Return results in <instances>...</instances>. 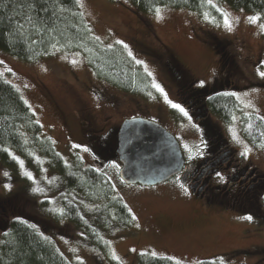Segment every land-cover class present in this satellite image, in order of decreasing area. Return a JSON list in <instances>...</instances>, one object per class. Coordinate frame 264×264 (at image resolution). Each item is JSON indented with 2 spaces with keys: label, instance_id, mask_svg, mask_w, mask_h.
I'll use <instances>...</instances> for the list:
<instances>
[{
  "label": "rangeland",
  "instance_id": "1",
  "mask_svg": "<svg viewBox=\"0 0 264 264\" xmlns=\"http://www.w3.org/2000/svg\"><path fill=\"white\" fill-rule=\"evenodd\" d=\"M213 3L230 14L231 31L221 12L213 7V12L200 13L159 5L158 18L155 10L137 13L127 0H81L80 10L95 36L105 44L122 42L134 60L151 73L152 89L145 94L129 93L96 78L76 51H54L25 61L0 49V73L19 90L56 152L65 162L78 155L83 164L105 173L113 191L136 217L129 226L101 233L109 242L111 256L120 264H136L141 251L166 255L182 264H196L205 257L218 258L224 264H264V220L210 206L172 176L153 185L122 182L120 163L110 142L112 129L123 118L140 115L159 121L172 132L183 157L195 150L196 127L172 107L173 103L182 104L164 74V65L154 57L158 54L165 59L174 54L189 69L194 85L201 87L203 81L205 90L213 89L216 80L225 82V75L235 88L248 85L240 88L239 96L264 115V77L259 74L264 71L259 27L264 20L252 24L247 17L257 14L220 0ZM219 60L223 78L215 75ZM79 123L93 137L84 136ZM222 129L227 133L232 127ZM260 165L264 169V160ZM47 168L43 166L37 173L29 167L22 179L0 164V199L6 195L10 199L0 203V232L7 228L10 218L22 215L46 233L72 264H109L108 253L104 255L85 243L82 233L68 222L55 225L38 212L40 201L55 198L52 185L59 180L58 174ZM248 216L252 219H246Z\"/></svg>",
  "mask_w": 264,
  "mask_h": 264
},
{
  "label": "trees",
  "instance_id": "2",
  "mask_svg": "<svg viewBox=\"0 0 264 264\" xmlns=\"http://www.w3.org/2000/svg\"><path fill=\"white\" fill-rule=\"evenodd\" d=\"M137 13H150L159 5L183 7L197 12L212 6L206 0H127ZM232 8L259 14L264 20V0H220ZM25 0H0V49L21 60L32 61L54 51L78 52L93 75L129 93L145 94L152 89L150 75L129 55L128 47L115 41L103 43L86 22L76 0H38L47 11L34 9L36 27L25 24L17 30ZM264 43V31L261 32ZM221 99V100H220ZM211 96L207 104L213 113L226 120L232 107L226 98ZM231 104V103H230ZM232 109V110H231ZM242 134L252 142L261 141L250 123L259 124L264 134L263 120L253 113L241 116ZM262 124V125H260ZM20 162H23L22 164ZM43 163V165H42ZM0 164L22 179L27 168L42 172L43 166L54 170L59 177L52 187L55 198L37 204L40 215L50 217L53 224L68 222L80 231L85 243L108 253L109 264H120L109 252V242L101 236L112 228L133 223L132 215L120 195L113 191L110 180L102 171L82 163L78 155L65 162L53 146L51 138L42 131L41 124L19 90L0 73ZM59 189V192L57 190ZM0 199L2 205L9 197ZM12 196V195H11ZM13 197V196H12ZM56 203V204H55ZM0 205V206H2ZM57 207V208H56ZM34 226V227H33ZM7 233V235H5ZM0 264H72L57 248L53 240L26 217L14 215L0 232ZM136 264H182L166 255L138 252ZM196 264H224L220 259L205 257Z\"/></svg>",
  "mask_w": 264,
  "mask_h": 264
},
{
  "label": "flooded vegetation",
  "instance_id": "3",
  "mask_svg": "<svg viewBox=\"0 0 264 264\" xmlns=\"http://www.w3.org/2000/svg\"><path fill=\"white\" fill-rule=\"evenodd\" d=\"M172 55L170 59L162 58L164 56L159 54L154 57L158 59V64L160 62L164 65V74L171 81L181 107L188 113L187 120L196 127L195 133L198 135L195 150L189 157H183L182 168L172 177L192 196L210 203V206L250 214L264 220V169L260 165L264 160V140L254 143L241 131L243 114L253 113L264 122L263 113L245 104L239 96L248 85L235 88L228 75H225V82L222 79L216 80L213 89L205 90L204 87L194 85L195 79L188 76L189 69ZM222 64L219 60L215 70V75L219 76L217 78L222 77ZM211 96L219 99L224 97L231 103L229 106L233 110L229 120L210 110L207 100ZM249 123L258 138H263V132L259 133V124L250 121L247 125ZM220 125L223 128L229 125L232 130L226 133ZM78 126L84 136L93 137V134L84 132L87 127H82L81 123ZM117 127L112 129L110 142L119 161L115 151Z\"/></svg>",
  "mask_w": 264,
  "mask_h": 264
},
{
  "label": "water",
  "instance_id": "4",
  "mask_svg": "<svg viewBox=\"0 0 264 264\" xmlns=\"http://www.w3.org/2000/svg\"><path fill=\"white\" fill-rule=\"evenodd\" d=\"M118 175L127 184L153 185L183 166L179 143L160 122L140 115L124 118L117 127Z\"/></svg>",
  "mask_w": 264,
  "mask_h": 264
},
{
  "label": "snow or ice",
  "instance_id": "5",
  "mask_svg": "<svg viewBox=\"0 0 264 264\" xmlns=\"http://www.w3.org/2000/svg\"><path fill=\"white\" fill-rule=\"evenodd\" d=\"M76 2H77V4H80L81 0H76ZM206 2L208 4H210L213 8H215L217 11L221 12V15L223 16V21H224L225 26L228 28L229 31H231L232 28H233V19L230 17V14H228L226 11H223L222 9H220L215 3H213V0H206ZM22 8L27 9V11L23 12V14L20 17V20L17 21V30L21 31V32L25 29V24H29V25H31L34 28L36 27V18L29 14L31 11H33L34 9H38L37 12H36V17H39V12L40 11H47V9L43 7V5H39L38 4V0H25V3L22 5ZM155 12H156L157 17L161 18V9L160 8H156ZM235 19H236L237 22L239 21L238 17L235 18ZM260 20H261V16L259 14L247 17V21L249 23H252V24H256ZM259 27H260L261 31H264V23H260ZM118 43H122V42H118ZM125 47H127V46L125 45ZM129 55H131V53H129ZM0 63H2V61H0ZM73 63H75V61H73ZM137 63H142V62L137 61ZM259 74L262 77H264V71H261ZM149 75H151V73H149ZM200 86L201 87L204 86V82L203 81H200ZM153 87H155V88H157V90L163 92V89L160 88L159 84L153 83ZM165 98L167 99V97H165ZM169 103H171V101H169ZM172 107L178 109L185 116L188 115V113L184 110V108L181 107L179 104H174L173 103ZM76 147H79V146L77 145ZM84 150L87 151V148H85ZM20 163L22 164L23 162H20ZM5 175H8V174L5 173ZM28 175H29V178H31V175L30 174H28ZM217 175L219 176L220 174L217 173ZM221 179H222V177H221ZM182 187H183V185H182ZM129 211H131V210L129 209ZM132 219L135 220L136 217L133 215ZM246 219L251 220L252 217L248 216V217H246ZM5 235H7V233H5Z\"/></svg>",
  "mask_w": 264,
  "mask_h": 264
}]
</instances>
